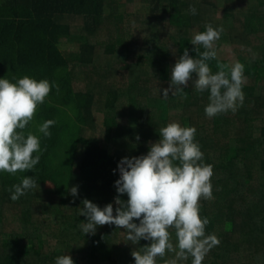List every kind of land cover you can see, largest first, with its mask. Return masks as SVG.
I'll return each instance as SVG.
<instances>
[{
    "label": "trees",
    "instance_id": "obj_1",
    "mask_svg": "<svg viewBox=\"0 0 264 264\" xmlns=\"http://www.w3.org/2000/svg\"><path fill=\"white\" fill-rule=\"evenodd\" d=\"M120 1L0 0V77L5 76L14 83L27 75L37 80L47 79L58 86V90L53 87L45 102L37 107L27 127L18 130L25 135L31 132L40 137L41 151L33 153L34 156L40 155L35 169L25 173L17 171L14 175L0 172V205L4 203L9 210L8 215L0 210V264H23L27 257L35 258L37 264H55L56 257L64 254L70 255L74 264H134L131 253L143 251L149 241L125 242L129 247L117 245L114 243L116 227L110 224L98 226L94 234H84L82 224L86 219L79 216L80 209L83 200L87 199L100 208L111 203L115 214L119 207L115 204L118 193L114 186L119 178V172H114L118 162L123 157L146 155L150 144L159 139V129L173 121L184 127H195V140L203 152V162L213 166L212 198L199 201L200 215L210 221L206 234H215L218 220L224 218L221 224L224 232L241 233L246 240H251L249 235L253 238L264 235V42L251 47V64L244 68L243 105L236 111L229 110L209 118L204 111L209 102L207 91L201 94L195 88L184 87L188 93L186 99L179 94L165 99L146 91L145 80L154 71L160 78L169 76L171 47L168 44L167 47L165 44L148 47L137 53V49L131 47L136 40H129L122 21L115 28L114 36L100 39L99 27L105 21L104 16L121 19L113 9ZM143 1H147L149 13L156 12L154 27L160 18H164L170 27L176 28L175 31L169 29V32L177 56L187 48L190 56L199 59L191 40L195 33L205 31V25H193V15L188 10L191 2ZM242 1L224 0L225 21H232L225 6L228 4L237 11ZM255 1L249 9L243 10L236 22L244 34L247 33L248 40L259 42L258 39L264 37V27L259 24L261 18L257 11L258 7L264 8V0ZM208 2L215 5L214 0ZM105 6L111 7L108 15L104 14ZM161 7L163 12L159 10ZM259 14L264 17V13ZM71 18L75 20L69 22ZM78 24H82L81 28ZM144 25L146 28L150 21L145 19ZM229 26L234 27L233 23ZM259 29H262L261 34ZM190 30L194 31L189 36ZM64 43L78 49L69 53L64 50ZM197 48L204 51L200 45ZM108 52L114 55L118 66L102 64L101 58ZM93 55L98 58L97 63L92 62ZM125 58H130V63L124 62ZM143 61L146 62L145 68L141 66ZM208 64L216 71L221 70L219 65H224L225 72L230 68L215 59L209 60ZM138 68L143 77L135 74ZM117 72L128 75L124 86H118ZM110 75L113 82L105 84L104 81L109 83ZM131 75L145 80L132 82ZM120 81L121 84L123 81ZM76 82H81L85 88H76ZM148 108L156 109L157 117L152 116V111H146ZM172 110L177 112L176 118L172 117ZM93 112L102 113L101 124L96 127ZM46 120L55 121L49 129V137L39 132V125ZM258 173L263 182L260 188L255 189L251 184L256 182ZM25 175L35 177L39 187L12 200L13 186L20 184ZM73 186L78 189L76 196L70 192ZM39 192H47L50 198H55L45 205L46 209L60 212L63 210L60 205L64 208L71 206L68 215L63 216L66 226L60 227L62 234L58 227L43 229L54 235L58 233L62 239L67 237L65 246H56L51 254L41 255V233L35 232L32 236L27 231L1 230L13 224L9 216L16 215L27 221L37 213ZM120 199L127 201L128 197L123 194ZM213 203L219 204L211 206ZM222 208L227 211L225 214ZM70 230L74 231V237L68 236ZM248 230L250 233L247 235ZM169 232L170 242L176 248L175 229L169 228ZM218 234L222 237L221 243L211 248L202 264H239L240 260L243 264L251 263L243 252L237 258L230 256L233 251L238 252L237 243H232L230 248L233 250L227 255L229 247L225 243V235L223 232ZM18 238L21 246L13 243ZM252 248V257H256L259 248L264 255V242ZM260 257L264 259V256ZM175 258L176 252L166 251L164 257L156 258V264H165ZM192 259L189 255L187 260H179L178 264ZM255 262L257 260L252 263Z\"/></svg>",
    "mask_w": 264,
    "mask_h": 264
},
{
    "label": "clouds",
    "instance_id": "obj_2",
    "mask_svg": "<svg viewBox=\"0 0 264 264\" xmlns=\"http://www.w3.org/2000/svg\"><path fill=\"white\" fill-rule=\"evenodd\" d=\"M189 13L197 14L195 6L190 5ZM222 29L205 25V31L194 34L191 44L199 59L193 58L185 48L170 70V84L158 89L162 98L188 93L183 88L194 82L198 92H209L205 115L212 118L229 110L236 111L245 100L243 84L245 66L236 61L228 72L213 73L208 61L216 58L215 41L220 39ZM197 45L203 47L200 52ZM193 74L195 79L193 80ZM183 86V87H182ZM53 87L47 79L37 80L23 76L14 83L0 77V172L16 174L33 171L40 161V137L23 130L40 104L45 102ZM54 120H46L39 125V132L49 137ZM195 127L181 126L170 122L159 129V139L151 143L146 155L123 157L114 172L119 178L114 182L116 192L113 210L111 203L100 208L85 199L80 215L86 219L82 224L84 234H94L97 227L105 224L115 225L126 230V238L138 243L149 241L143 251H133L134 264H156L157 257H164L166 251L176 252V258L165 264H178L191 255L192 264H202L212 247L219 244L215 234H206L210 223L200 215L201 198H212L213 166L203 162V152L195 140ZM139 139V137H137ZM10 198L17 200L27 190L39 187L33 176H24L20 184L14 185ZM73 196L77 187L70 189ZM126 194L128 199H120ZM138 221V223L136 222ZM169 228L175 229L176 248L170 242ZM179 249L178 251L176 249ZM55 264H74L70 255L57 256Z\"/></svg>",
    "mask_w": 264,
    "mask_h": 264
},
{
    "label": "rangeland",
    "instance_id": "obj_3",
    "mask_svg": "<svg viewBox=\"0 0 264 264\" xmlns=\"http://www.w3.org/2000/svg\"><path fill=\"white\" fill-rule=\"evenodd\" d=\"M189 1L191 2L190 5L194 6V4H196V7L198 5L197 14L193 15V23H194L193 25L194 26H197V25L204 23V25L211 24L214 28L222 29V32L220 34V39L215 41V43H214V47L216 50L215 60L222 62V63L228 65L229 67H231L232 64H234L236 61H239L244 66L250 65L251 59H250L249 53H250L251 47L254 45H257V44L260 45L261 42H264V37L258 39L259 42L248 40L247 39V37H248L247 33L244 34L242 28L238 27V23L236 21H237L238 17L242 16L243 10L249 9L252 4L256 3V1L255 0H243V1L241 0L242 3H241V5L237 11H236L235 7H229V5L227 4L225 7L228 8L227 12L230 14L229 17L231 19H229V20H232L230 23L227 22L228 20L225 21V17H224L225 15L223 12L224 0H214V3H215L214 6L208 2L209 0L208 1H205V0H189ZM146 4H147V1H143V0H121L120 2H118L116 9H115V6L113 9L116 10V13L121 16V19L120 20L119 19H113V18L104 16L105 21H103L102 25H100V27H99L100 33H102L100 39L103 38V40H104L106 36H111V35L114 36L116 34L115 28L118 27V25L120 24V21H122V24L125 27L127 33H129V37H130L129 40H132V41L136 40L135 42L132 43L134 46H131V47L134 49H137L136 50L137 53L142 52L145 48H148V47L159 46V44L160 45L165 44L167 47V44H168L171 47V54L169 56V63H168V66L170 67V70H171V67L175 64V61L178 58V56H177V53L175 51V46L172 44V39L170 38L169 29L175 31L176 28L170 27L164 18H160L159 24L157 25V27H154L153 24H155V22H156L154 15L156 12L155 13H149L148 9L146 8V6H147ZM190 5L188 6V10H189ZM110 8H109V6H105L104 14L108 15L112 11ZM229 8H231V11H229ZM162 9L163 8L161 7L159 10H161V12H163ZM258 9L259 10L257 11V13H258V16L261 18V21H259V24H260V26L264 27V17L259 14V13H264V8L258 7ZM139 13H141V14L139 15ZM63 17H64L63 20H65L66 19L65 16H63ZM196 17H197V19H196ZM136 19H138V21H136ZM145 19H148L150 21V25H146V28L144 25ZM74 20H75L74 18H71V19H69V22H73ZM117 20H119V21H117ZM115 21L117 23L114 25L113 23ZM232 23H233L234 27L229 26ZM78 26L81 28L82 24H78ZM193 31L194 30H190L188 32V35L189 36L192 35ZM261 32H262V29H259L258 33L261 34ZM184 34H187V31ZM250 38H252V37L250 36ZM70 46L71 45H69L68 43H64L63 48H65L64 50L68 51L69 53L71 51L78 49V47H76V46L72 49ZM162 48H161V50H162ZM97 61H98V58L96 57V55H93V61L92 62L97 63ZM130 61H131L130 58L124 59V62H126V63H130ZM101 62L103 65H108V64H111L112 66H114V65L118 66L119 65L118 62L115 60L114 55L112 53H109V52L107 54H105L104 56H102ZM141 66L145 68L146 62L143 61L141 63ZM140 70L141 69L138 68L135 71V74L143 77L144 75L139 73ZM146 70L149 72V73L148 72L147 73L150 74V70L148 67ZM211 70L213 73L217 72L216 70H214L212 68H211ZM110 72H111V70L108 71V73H110ZM117 74L119 75L117 78V80L119 82L118 86H122V85L124 86L126 84V81H128V75L121 73V72H117ZM149 76L150 77L147 78L146 80H145V78H139L138 79L137 77H135L133 75H131L130 78H131V81L132 82L135 81V83L137 81L142 82L145 80V83L147 84L146 91H148V94H150V95L153 94L156 97L160 96L159 95L160 93L157 91V88L163 89V88H166L169 86V84H170V73H169L168 78H160L158 73L155 71L152 75H149ZM109 78H110L109 83L104 81L105 84H110L113 82V78L111 75L109 76ZM195 78L196 77L194 74L193 80ZM120 80L123 81L121 84H120V82H121ZM131 81H129V82H131ZM189 86L192 87V89H194L195 88L194 82L191 83V81H190ZM76 88L84 89L85 85L82 84L81 82H76ZM198 93H201V92H198ZM149 108H151V107H149ZM148 109H146V111H152V116L157 117V110L156 109H154V108L152 110L151 109L148 110ZM155 110H156V112H155ZM92 115H93V119H94V123H93L94 127H96V125H98V124H101L102 113L101 112H93ZM177 116H178L177 112L172 110V117L176 118ZM258 126H259V124L257 122V127ZM92 134H94V133L92 132ZM97 134H99V132ZM256 175H258V176H256V182L252 183L251 185L255 189H258L261 187L260 184L263 182V180L261 181V175L259 176V173ZM39 193H40V195H39V199L37 201V213H35L27 221H24L21 218H18L16 215L15 216H9L8 218L10 219V221H13V224L11 225V227H2L1 230H7L9 228L10 230L20 231L23 233L27 231L32 236L34 235L35 232L41 233L42 238H43L42 239L43 249H42L41 255L51 254V251L56 246H65V241H67L65 239L67 237L63 236V239H62L58 233H57V235H54L52 232H46L43 229H47V228L52 227V226H54L55 228L58 227L59 233L62 234L60 227L66 226L63 216L68 215V212H69L71 206L67 205L64 208L63 206L58 205L59 208L63 209L60 212L52 210L51 208L46 209L45 205H47L48 202H50L52 200L55 201V198H53V197L50 198L48 196L47 192H39ZM199 204L201 206V203H199ZM217 204H219V203H213V204H211V206H217ZM0 210L2 212H4L6 215L9 214V210L4 205V203H2L0 205ZM226 212L227 211L222 208V213L225 214ZM222 216H224V215L222 214ZM223 219L224 218H220L218 220V224H217V226H215L214 233L218 236L220 243H221L222 237H220V235L218 233L223 232V235H225L224 236L225 241H226L225 243L229 247V252L227 253V255L233 250V248H230L232 243H237L239 245L238 252L235 253L233 251L230 254V256L235 255L237 258L238 254L243 252L249 256V262H251L250 264H264V259H262L260 257V255L264 256L262 254V248H259L256 251V253H255L256 257L251 256V254H252L251 250L253 249L252 246H255V244L257 246L258 244L264 242V235L262 234V236L259 235L258 237H254V238H253V235H249L251 240H249V239L246 240V239L242 238L241 233H234V232H230V231L224 232L225 230H223V227L221 225L223 222ZM114 227H116V236L114 238L115 239L114 243H116L117 245H124L125 247H129V245H128L129 240L126 238V230L118 228L115 225H114ZM65 233H68V231H66ZM249 233L250 232L248 230L246 234L248 235ZM69 235H71V237H74V231L70 230L68 233V236ZM254 239H256L255 242L253 241ZM125 242H128V243L125 244ZM13 243L17 246L22 245L20 238H18ZM62 249H64V248H62ZM80 252H82V251H80ZM82 256H84V255H82ZM255 260H257V263L256 262L252 263ZM23 264H37V261L33 257H27ZM183 264H192V260L189 261L188 263L183 262ZM239 264H243L241 262V260H240Z\"/></svg>",
    "mask_w": 264,
    "mask_h": 264
}]
</instances>
